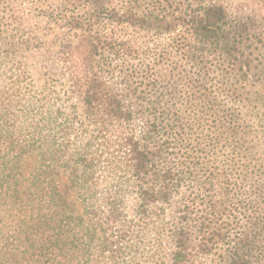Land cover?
Instances as JSON below:
<instances>
[{
    "label": "trees",
    "instance_id": "obj_1",
    "mask_svg": "<svg viewBox=\"0 0 264 264\" xmlns=\"http://www.w3.org/2000/svg\"><path fill=\"white\" fill-rule=\"evenodd\" d=\"M30 2L71 33L59 58L84 119L60 105L46 109L33 95L26 71L35 43L23 23L4 27L0 19V264H92L99 231L103 254L127 247L135 236L121 207L127 182L142 219L162 212L181 189L190 191L172 230V264H204L212 255L221 264H264V170L252 171L259 161L242 149L251 131L240 134L232 113L221 117L220 158L194 126L215 113L201 75L210 55L219 54L238 80H248L255 62L264 64L261 47L249 45L248 24L216 3L189 9L190 0L185 9V0ZM167 34L175 37L163 46ZM141 60L147 63L138 92L131 85ZM188 62L199 68L197 77L182 69ZM117 72L126 95L114 83ZM183 95L184 109H173ZM132 103L149 116L142 137L131 127ZM200 141L209 145L201 152ZM112 167L119 171L109 181L104 174ZM61 168L70 169L87 214L99 217L84 226L89 240L80 235L84 219L60 189ZM103 202L102 216L95 209Z\"/></svg>",
    "mask_w": 264,
    "mask_h": 264
},
{
    "label": "rangeland",
    "instance_id": "obj_2",
    "mask_svg": "<svg viewBox=\"0 0 264 264\" xmlns=\"http://www.w3.org/2000/svg\"><path fill=\"white\" fill-rule=\"evenodd\" d=\"M190 1L192 2L189 9L195 10L199 9L200 6L205 7L213 3L223 5L231 18L248 24L251 32L249 45L261 47L262 52H264V0ZM187 3L188 0H185V4L182 6L183 9L186 8ZM0 19H2L4 27H12V25L19 22L23 23V28H25L27 34L32 37L33 43H35L27 54L26 71L28 77L27 87L32 91L33 95L41 99L47 107L46 109H53V107L57 109L60 105L62 111L67 113L74 112L80 119H84V105L80 95L79 93H72L68 89V84L70 83L68 82V73L59 58L61 42L65 38L69 39L71 33L66 34L65 30L57 27L47 17L42 16L37 5L31 3L30 0L2 1L0 3ZM179 33L180 31L178 30L176 34ZM172 37H175V35L167 34L162 36L160 38L161 44L165 46L167 43H171ZM174 59H181V55H177ZM208 59L204 70L205 73L201 74L200 72V74L208 79L205 81H208L210 86V96L215 113L210 114L208 112V115L203 118L202 122H195L194 118H188V120L190 122L194 121V126H199V136L204 137L205 141L209 144L213 142L216 144L217 154L221 158V132L223 131V128H221V117L226 113L234 114L235 119L242 125L239 128L240 134L245 135L246 131H251V136L246 139L247 142L242 143V149L253 151V158L259 161L260 165L258 166L260 168L255 166L252 168V171L257 169L264 170V104L262 103L264 98L260 99V103L256 98L257 95H264V64L255 62L249 71L248 80H238L234 79L232 68L223 62L219 54H212ZM78 62L80 63V60ZM146 63V60L135 62L139 72L135 77V83L131 87H138V92L142 90L141 77ZM184 68L189 72V76H198L196 73L199 68L192 67L189 62L182 67V69ZM114 83H116L118 89H121L122 93L125 95L129 93L128 85L125 81L123 82L119 72L114 75ZM182 97L173 109L179 107L184 109L182 101H186V99H184L185 95ZM170 100L168 96L166 101L170 103ZM132 104L134 107V119L131 127L136 131L138 137H142L149 125V116L142 112L141 106L135 107V104ZM230 123L228 121L227 125H230ZM191 139L194 140L192 137ZM201 142V145L197 148L199 152L209 147V145H204ZM195 143L194 147L196 146ZM239 146L240 144L238 148ZM256 162L253 165H256ZM113 169L119 171L117 168L112 167L104 174V177L107 174L111 175L109 181L115 177L116 172L112 174ZM124 180H127L126 177H124ZM58 182L70 205L75 206L78 215L84 219L80 235L84 240H87L84 226H91V222L98 224L97 219L99 217L93 218V216L87 214V201L84 200L85 196L81 195L82 193H80L79 188L73 183L70 169H60ZM129 186L128 182L123 185L125 199L121 207L128 219V224L130 223V226L133 227L135 236L126 244L127 247L121 249L117 245H114L108 252L103 254L100 247L101 242H103V234L99 231L93 243L92 264H172V230L177 220L176 215L179 213L178 210L189 196L190 191L186 187L181 189V192L175 197L174 201L166 205L162 212L152 214L153 216L148 219H142V215L138 210L137 196L132 192H128L127 187ZM99 196H101L100 199L103 198L102 194ZM100 199L97 201L98 203L102 202ZM104 205L103 202L100 208L95 209L99 211L97 212L99 215H104ZM154 210L160 211V209ZM219 253H221V250ZM204 264H221V260L218 255H212L204 258Z\"/></svg>",
    "mask_w": 264,
    "mask_h": 264
}]
</instances>
